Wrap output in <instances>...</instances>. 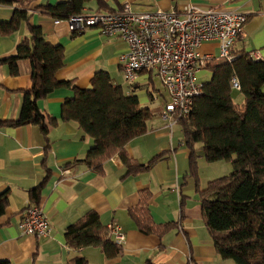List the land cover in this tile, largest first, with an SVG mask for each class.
Here are the masks:
<instances>
[{"label":"crops","instance_id":"crops-1","mask_svg":"<svg viewBox=\"0 0 264 264\" xmlns=\"http://www.w3.org/2000/svg\"><path fill=\"white\" fill-rule=\"evenodd\" d=\"M66 0H37L34 5H55ZM95 0L89 1L83 13H105L131 5L136 13L155 10L175 11L182 15L189 6L200 10L235 11L244 14L247 21L241 35L235 40L233 51L258 52L264 60V0ZM11 6H0V21H8ZM33 12L29 23L38 27L47 43L59 45L65 56L63 67L57 72L58 80H73L80 89L90 87L93 76L106 72L114 85L127 95H135L141 107L152 116L145 134L131 140L125 147L129 157L147 164L156 156L163 159L146 172L126 175V170L115 156L103 163L102 173L89 170L80 162L93 146L92 139L83 134L74 123L60 121L61 104L73 92L67 88L54 91L39 100L37 107L55 118L58 123L48 132L49 152L45 166L50 176L32 203L28 192L44 179L43 155L46 142L40 129L34 125L5 127L6 121L17 119L22 93L31 87V64L18 63V74L10 76L7 66H0V193L8 191V202L0 216V261L10 264H68L73 258H85L88 264H235L222 260L216 254L210 235L200 213V205L193 179L186 178L189 170L188 150L177 124L171 127L161 113L166 92L154 90V73H140L130 86L121 72V57L126 44L118 37L102 35L97 28H87L80 34L69 32L65 21ZM27 36L22 25L9 35H0V58L15 52L16 45ZM217 43L203 44L199 51L215 57ZM211 79V72L203 69L198 77ZM196 79V80H197ZM158 80V79H157ZM204 83V82H202ZM201 83V84H202ZM151 85V86H150ZM77 160V162H75ZM67 162L70 166L62 168ZM207 162L198 158V186L203 188L213 179H203L199 170ZM210 178V177H209ZM149 190L148 202L153 222L157 225L176 223L177 226L161 238L143 235L128 217V209L138 201V193ZM39 205L44 211L49 233L44 237L24 236L18 224L23 210ZM89 210L100 217L104 226L117 225L124 233L121 254L107 259L98 249H69L65 245L64 230Z\"/></svg>","mask_w":264,"mask_h":264},{"label":"trees","instance_id":"trees-1","mask_svg":"<svg viewBox=\"0 0 264 264\" xmlns=\"http://www.w3.org/2000/svg\"><path fill=\"white\" fill-rule=\"evenodd\" d=\"M37 0H0V6L13 7L8 21H0V35L9 36L23 25L27 36L15 52L0 58V66H7L10 76L18 74V63L31 64V87L22 93L19 115L14 121L3 122L5 127L34 125L46 142L43 155V181L28 192L32 203L50 176L45 161L49 152L48 132L58 121L37 107L60 88L73 92L61 104L60 121L74 123L92 139L93 146L79 160L94 173L101 174L103 163L119 157L126 175L136 176L148 171L163 159L159 155L147 164L129 157L125 147L146 132L152 114L141 107L135 95L125 94L114 85L106 72H99L90 81V87L77 88L73 80H58L56 74L63 67L64 50L46 42L41 30L29 23L33 12L45 14L54 20L65 21L83 13L91 0H66L55 5H34ZM100 8L101 0H95ZM230 63H208L211 79L202 83V91L186 116L176 123L188 150L189 170L186 178L194 180L200 213L210 235L216 254L222 260L235 264H264V61H254L248 53L233 51ZM236 78L243 102L232 101L231 80ZM133 85V84H132ZM168 100V97H167ZM165 100L164 102H166ZM208 162L225 160L231 163V172L210 180L203 188L198 186V158ZM77 162V160L75 161ZM73 162L65 163L62 168ZM149 190L138 193L137 204L128 209V217L143 235L161 238L177 226L176 223L157 225L148 207ZM8 202V191L0 193V216ZM65 245L72 250L98 249L107 259L118 257L122 244L115 243L111 229L104 226L98 214L89 210L64 230ZM0 264H10L0 261ZM68 264H88L85 258H73ZM146 264H153L149 261Z\"/></svg>","mask_w":264,"mask_h":264},{"label":"built area","instance_id":"built-area-1","mask_svg":"<svg viewBox=\"0 0 264 264\" xmlns=\"http://www.w3.org/2000/svg\"><path fill=\"white\" fill-rule=\"evenodd\" d=\"M246 21L244 14L235 11L200 10L189 6L182 15L162 10L136 13L131 5L124 4L112 12L70 16L65 23L71 33L97 28L104 36L120 38L127 46L121 57V72L126 82L132 86L140 73H154L168 97L161 115L171 127L177 118L189 113L193 100L202 91L197 76L215 59L212 55L201 54L200 47L217 43V59L232 62L234 42ZM248 56L254 61H264L258 52H250ZM231 89L240 90L236 78L231 80ZM48 225L42 208L29 205L22 212L18 228L24 236L44 237L49 233ZM109 228L115 243L123 244L121 228L114 224Z\"/></svg>","mask_w":264,"mask_h":264},{"label":"rangeland","instance_id":"rangeland-1","mask_svg":"<svg viewBox=\"0 0 264 264\" xmlns=\"http://www.w3.org/2000/svg\"><path fill=\"white\" fill-rule=\"evenodd\" d=\"M218 56V52L216 51V57ZM216 61H220L216 59ZM208 81L207 77H198L197 82L200 84L202 82ZM151 86V85H150ZM153 86L155 87L154 90H159L162 94L165 93L164 89L162 88L160 82L157 79L153 78ZM232 101L235 105H240L243 102V96L238 91H232L231 94ZM206 167L204 169L199 170V175L203 179H216L223 176L228 175L231 170L232 166L231 163L225 160L216 161L212 163H206ZM210 177V178H209Z\"/></svg>","mask_w":264,"mask_h":264}]
</instances>
